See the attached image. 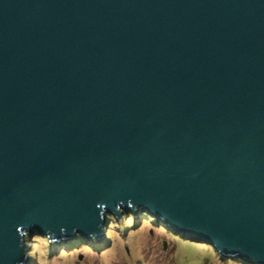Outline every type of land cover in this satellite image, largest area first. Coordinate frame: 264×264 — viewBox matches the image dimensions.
<instances>
[{
    "label": "water",
    "instance_id": "obj_1",
    "mask_svg": "<svg viewBox=\"0 0 264 264\" xmlns=\"http://www.w3.org/2000/svg\"><path fill=\"white\" fill-rule=\"evenodd\" d=\"M121 208L264 264V0H0V264Z\"/></svg>",
    "mask_w": 264,
    "mask_h": 264
},
{
    "label": "rangeland",
    "instance_id": "obj_2",
    "mask_svg": "<svg viewBox=\"0 0 264 264\" xmlns=\"http://www.w3.org/2000/svg\"><path fill=\"white\" fill-rule=\"evenodd\" d=\"M121 219L106 215L99 241L76 238L25 236V264H241L222 256L213 247L182 239L163 229L156 219L130 218L133 210L120 209ZM149 215V214H148Z\"/></svg>",
    "mask_w": 264,
    "mask_h": 264
},
{
    "label": "trees",
    "instance_id": "obj_3",
    "mask_svg": "<svg viewBox=\"0 0 264 264\" xmlns=\"http://www.w3.org/2000/svg\"><path fill=\"white\" fill-rule=\"evenodd\" d=\"M145 217H147V218H149V219H154L153 217H151L150 215H148V213H144V214H141L140 213V218H145ZM130 218L131 219H133V223H136V216H134V215H131L130 216ZM115 220H117V217H115ZM161 227L163 228V229H165V230H167V231H169V232H171V233H173L171 230H169L168 228H166L163 224H161ZM174 234V233H173ZM178 237H180V238H182V239H185V238H183V237H181V236H178ZM212 247V246H211ZM215 250V249H214ZM216 251V250H215ZM223 258V257H222ZM223 259H225V258H223ZM230 261H236V262H238V263H241V264H246V263H244V262H241V261H239V260H231V259H229Z\"/></svg>",
    "mask_w": 264,
    "mask_h": 264
}]
</instances>
